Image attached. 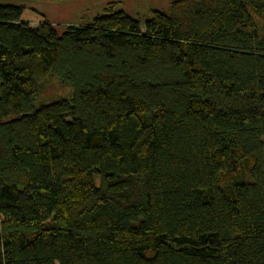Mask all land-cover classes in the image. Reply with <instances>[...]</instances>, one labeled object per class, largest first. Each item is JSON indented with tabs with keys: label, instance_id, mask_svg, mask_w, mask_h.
I'll use <instances>...</instances> for the list:
<instances>
[{
	"label": "trees",
	"instance_id": "16d2710c",
	"mask_svg": "<svg viewBox=\"0 0 264 264\" xmlns=\"http://www.w3.org/2000/svg\"><path fill=\"white\" fill-rule=\"evenodd\" d=\"M118 3H0V264H264V0Z\"/></svg>",
	"mask_w": 264,
	"mask_h": 264
},
{
	"label": "rangeland",
	"instance_id": "374dc122",
	"mask_svg": "<svg viewBox=\"0 0 264 264\" xmlns=\"http://www.w3.org/2000/svg\"><path fill=\"white\" fill-rule=\"evenodd\" d=\"M111 1H119L115 10H123L138 18L142 22V27L153 11L165 9L170 2V0H0V3L24 4L37 9L45 14L58 33H62L69 24L91 22L95 16L104 13L103 8ZM48 88L47 86L46 89H42L43 99L52 100L61 95L59 89Z\"/></svg>",
	"mask_w": 264,
	"mask_h": 264
}]
</instances>
